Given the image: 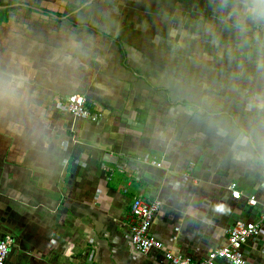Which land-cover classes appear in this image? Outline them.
<instances>
[{
	"label": "crops",
	"instance_id": "1",
	"mask_svg": "<svg viewBox=\"0 0 264 264\" xmlns=\"http://www.w3.org/2000/svg\"><path fill=\"white\" fill-rule=\"evenodd\" d=\"M255 59L211 0H0V73L28 77L26 101L0 113L5 264H172L167 253L201 262L231 226L259 222ZM71 95L100 119L61 111ZM206 95L213 118L194 107ZM135 197L159 203L148 233L160 250L129 241ZM241 252L264 264V227Z\"/></svg>",
	"mask_w": 264,
	"mask_h": 264
},
{
	"label": "clouds",
	"instance_id": "2",
	"mask_svg": "<svg viewBox=\"0 0 264 264\" xmlns=\"http://www.w3.org/2000/svg\"><path fill=\"white\" fill-rule=\"evenodd\" d=\"M211 3L213 9L219 12L221 23L232 28L241 43H247L249 49H255L257 74L264 73V0H211ZM250 33L253 35L250 36ZM27 82L28 77L23 74L0 73V113L26 101ZM194 107L197 111L207 112L209 118L217 115L212 110L210 96L202 97ZM248 109L264 115V91L251 95ZM249 141L250 136L241 130L236 143L244 146ZM217 211H224L223 206H218Z\"/></svg>",
	"mask_w": 264,
	"mask_h": 264
},
{
	"label": "built area",
	"instance_id": "3",
	"mask_svg": "<svg viewBox=\"0 0 264 264\" xmlns=\"http://www.w3.org/2000/svg\"><path fill=\"white\" fill-rule=\"evenodd\" d=\"M58 108L72 117L88 119L92 122H97L101 117L100 113H93L87 108L86 99L80 95L68 96L63 102L58 103ZM152 163L155 164V162ZM155 165L159 166V164ZM231 195L234 199H240L238 191H232ZM248 203L249 205H255L256 199L250 197ZM158 208L159 203H146L139 197L132 199L129 241L138 253L146 254L150 250H160L162 248L161 242L150 237L148 233L151 220ZM262 227H264V217L256 223H236L228 230L226 245L212 251L208 258L201 262H194L189 258L174 256L170 253L166 254V258L172 264H215L217 260H223L230 264H246L241 248L249 238L257 237ZM11 246L12 239L10 237L6 236L0 240V264H5Z\"/></svg>",
	"mask_w": 264,
	"mask_h": 264
}]
</instances>
